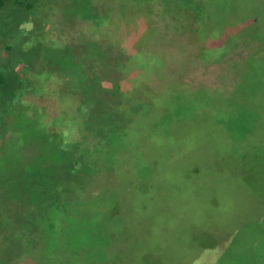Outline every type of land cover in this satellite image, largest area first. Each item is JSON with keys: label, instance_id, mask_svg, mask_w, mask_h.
Segmentation results:
<instances>
[{"label": "rangeland", "instance_id": "374dc122", "mask_svg": "<svg viewBox=\"0 0 264 264\" xmlns=\"http://www.w3.org/2000/svg\"><path fill=\"white\" fill-rule=\"evenodd\" d=\"M92 2L108 18L72 14L74 0L2 8L0 264H236L262 250L264 0ZM79 35L126 56L112 144L77 115ZM61 148L81 156L72 176ZM56 172L69 186L53 202Z\"/></svg>", "mask_w": 264, "mask_h": 264}, {"label": "trees", "instance_id": "16d2710c", "mask_svg": "<svg viewBox=\"0 0 264 264\" xmlns=\"http://www.w3.org/2000/svg\"><path fill=\"white\" fill-rule=\"evenodd\" d=\"M6 1L0 0V16ZM176 3L182 6L178 2ZM71 5L74 7L72 14L94 22L104 20L109 16L107 12L102 13V15L99 14L100 10L98 11V7L93 4L92 0H74V4ZM79 36L81 37V35ZM80 39L76 40L74 49H70L71 55L68 53L74 58L75 79L72 86H74L73 91L78 94L77 115L82 118L91 134L97 135L101 139L106 138V142L112 144L119 140V136L123 135L124 124L122 122L124 120L121 113L111 109L108 103L121 92L119 79L123 75V70L120 69V64L123 65L126 56L122 50L113 51L111 47L113 45H105L100 40L101 38H98V41L85 37L81 41ZM105 81L109 82V86L104 84ZM104 132L107 133V136H104ZM79 144L72 142L68 144V147L77 146L78 148ZM61 149V170L66 172L67 177L72 176L73 172L79 169L77 163H79L81 156L76 158L69 156L70 150ZM82 165L84 168L88 167V163L84 161ZM48 177H52L53 182L46 186L43 196H47L55 202L58 200L59 193L66 189L61 187L63 190L60 191L57 188L61 185L68 187L69 184L58 172L45 178ZM52 186L55 187L52 188ZM53 189L56 190L54 193L52 192ZM259 247L260 244L251 252L249 251V255L246 257H239L236 264H264V246L262 250H258Z\"/></svg>", "mask_w": 264, "mask_h": 264}]
</instances>
